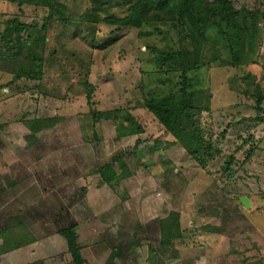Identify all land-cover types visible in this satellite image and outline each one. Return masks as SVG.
Instances as JSON below:
<instances>
[{
  "label": "rangeland",
  "instance_id": "rangeland-1",
  "mask_svg": "<svg viewBox=\"0 0 264 264\" xmlns=\"http://www.w3.org/2000/svg\"><path fill=\"white\" fill-rule=\"evenodd\" d=\"M132 1L52 0L55 14L70 19L63 22L45 20L47 8L34 0H0L1 29L5 20L26 25L12 37L7 31L18 26L2 29L0 46L44 62L38 80L11 81L12 74L0 71V248L17 231L33 238L0 252V264H72L59 234L72 224L83 264H200L202 230L229 235L234 245L251 210L264 209V0H231L259 13L260 33L233 35L232 51L210 29L205 64L186 73L201 112L199 160L146 107L148 98L181 86L180 72L155 63V49L187 56V35L170 21L141 29L103 22L126 14ZM96 15L94 30H87L85 16L94 21ZM116 109L141 129L125 134L120 122H127L92 117ZM49 117L55 123L36 133L24 124ZM112 158L125 167L115 161L108 183L98 168ZM172 214L176 223L162 243L160 222Z\"/></svg>",
  "mask_w": 264,
  "mask_h": 264
},
{
  "label": "trees",
  "instance_id": "trees-1",
  "mask_svg": "<svg viewBox=\"0 0 264 264\" xmlns=\"http://www.w3.org/2000/svg\"><path fill=\"white\" fill-rule=\"evenodd\" d=\"M34 1L36 4L39 3L47 8L45 20L52 19L63 22L70 20L65 14L62 16L55 14L56 4L52 5V0ZM84 15H88V12ZM258 16V12L249 11L244 6L235 8L231 0H133L126 14L123 16L107 15L103 17L105 24L117 28L141 29L156 22L170 21L178 27L179 33L181 30L185 31L191 47L190 54L187 56L181 50L155 49L154 61L156 64L166 67L167 71L180 72L181 86L178 92L161 97H150L146 100V107L157 121L174 136L183 149L193 158H196V160H199L201 153L205 151V146L203 145L205 142L201 134L202 129L198 119L201 112L194 104L195 92L187 88L188 77L186 73L195 66L198 67L205 64L204 47L207 41V32L210 29H214L222 38L226 39L230 45V50L233 51V35L254 39L260 33ZM85 18L91 22L89 26H86L87 30L89 28L94 30L96 22L99 21V16L96 15L94 21H91L87 16ZM77 24L85 26L83 21H79ZM2 26L4 30L12 26L19 27L13 31H7V33H10V37H12L13 32L21 31V29L26 27V25L19 23L16 19L5 20ZM45 26L44 22L42 28H45ZM2 29L0 28L1 39L5 35L1 34ZM18 57L21 60L12 63ZM237 63L232 62L230 64L235 65ZM0 71L12 74L11 81L20 78L38 80L43 76L44 62L41 57L33 52L26 57L19 50H11L5 46H0ZM86 90V101L90 105L92 104L93 86L87 84ZM119 112H122V110L92 111V117L94 120L108 118L112 120L121 119L127 122L125 127L120 122L125 134L137 133L136 131L141 129L136 120L128 112L118 115ZM55 121L56 118L50 117L45 119L30 118L25 120L24 124L31 133H36L42 128L52 126ZM115 161H119L121 166L125 167L124 162L120 158H112L111 162L98 168L100 176L108 183L112 179H115L112 166ZM173 215L175 214L160 222L162 243L163 241L167 243L168 234L176 223L177 218L173 217ZM74 231L75 224H72L60 229L59 234L66 241L71 263L83 264L84 260ZM24 237L26 236L18 233V231L14 232L13 238L10 240L5 235L0 252L18 249L22 244H27L29 239L33 240V238L25 240Z\"/></svg>",
  "mask_w": 264,
  "mask_h": 264
},
{
  "label": "crops",
  "instance_id": "crops-1",
  "mask_svg": "<svg viewBox=\"0 0 264 264\" xmlns=\"http://www.w3.org/2000/svg\"><path fill=\"white\" fill-rule=\"evenodd\" d=\"M251 211L246 219V226L235 235L238 237L234 245L229 242V235L219 232L213 233L212 229L209 230V228L201 231L198 239L200 264H218V261L225 262L224 264H264V241L261 239V235L264 234V231L261 234L264 209ZM231 251V256L226 260L224 254ZM257 255L259 256L258 263Z\"/></svg>",
  "mask_w": 264,
  "mask_h": 264
},
{
  "label": "water",
  "instance_id": "water-1",
  "mask_svg": "<svg viewBox=\"0 0 264 264\" xmlns=\"http://www.w3.org/2000/svg\"><path fill=\"white\" fill-rule=\"evenodd\" d=\"M239 200H240L241 204L244 205L245 207H247V208L250 207L249 199L246 196L240 197Z\"/></svg>",
  "mask_w": 264,
  "mask_h": 264
}]
</instances>
